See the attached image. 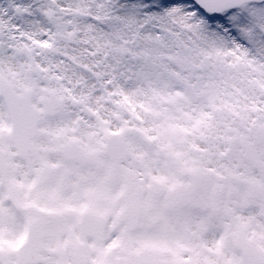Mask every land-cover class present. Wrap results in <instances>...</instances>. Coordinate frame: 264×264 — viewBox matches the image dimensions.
<instances>
[{"label":"snow or ice","instance_id":"snow-or-ice-1","mask_svg":"<svg viewBox=\"0 0 264 264\" xmlns=\"http://www.w3.org/2000/svg\"><path fill=\"white\" fill-rule=\"evenodd\" d=\"M0 264H264V0H0Z\"/></svg>","mask_w":264,"mask_h":264}]
</instances>
